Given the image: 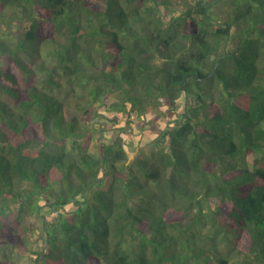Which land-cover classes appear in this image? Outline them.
Returning a JSON list of instances; mask_svg holds the SVG:
<instances>
[{
	"label": "trees",
	"instance_id": "16d2710c",
	"mask_svg": "<svg viewBox=\"0 0 264 264\" xmlns=\"http://www.w3.org/2000/svg\"><path fill=\"white\" fill-rule=\"evenodd\" d=\"M194 1L0 0V264H264V0Z\"/></svg>",
	"mask_w": 264,
	"mask_h": 264
},
{
	"label": "rangeland",
	"instance_id": "374dc122",
	"mask_svg": "<svg viewBox=\"0 0 264 264\" xmlns=\"http://www.w3.org/2000/svg\"><path fill=\"white\" fill-rule=\"evenodd\" d=\"M173 5L180 8V6L183 8L182 3L187 0H172ZM190 2H195L194 0H189ZM209 1V0H208ZM214 4H218L219 7L216 8V10L219 13L218 20L225 19L227 15L225 14V11L228 9L227 6L225 7V2H221L220 0L215 1ZM180 5V6H179ZM181 9L178 10L177 13H180ZM221 17V19H220ZM16 24H13V30H20V25H17L18 22H15ZM1 33L5 32V29L3 27V24H0ZM16 35H14L13 38H15ZM1 60V57H0ZM1 64V61H0ZM13 71L21 75V71L17 66L14 65V63L11 65ZM112 100H114V96H111L110 98L106 99V105L110 103ZM184 104H188L184 101L180 103V108L183 107ZM136 112V111H133ZM136 114V113H135ZM118 116L119 118L115 120L114 116ZM131 115V113H130ZM130 119L132 121L131 124H133V132L134 137H132L131 133H129V130L125 129V125H130V122L127 121V119ZM147 119V118H146ZM88 125L94 129V132H99L103 127L105 126L106 131L105 132H113L114 135L112 139L113 141L117 142L119 145H125L126 148L129 150V160L132 161L135 159L136 154L138 155L139 150L138 148L140 146L146 145V143H150V145H153L156 141L161 140L164 143H167L169 141L168 136V130H164L163 133L159 134L157 137V134L160 132V129L162 130L163 126L160 127H152L146 126L142 129L141 126L137 125L135 123V120L132 119L130 116L128 117L127 113H120L114 110H108L105 106L99 108V113L90 121L88 122ZM154 128V129H153ZM157 128V129H156ZM155 138V140H154ZM140 140V141H139ZM139 141V142H138ZM90 149L94 152H97L98 146L95 142H92L90 144ZM48 214V213H47ZM47 220H52L51 215H47ZM54 219V218H53ZM32 224L31 228L27 234V237L29 239V247L33 250H29L27 252L20 251L16 248L12 250L11 258L18 264H32L34 261V258L36 257V254L34 251L41 247V245L44 243V232L42 229L43 223L42 219L38 216H33L31 218Z\"/></svg>",
	"mask_w": 264,
	"mask_h": 264
},
{
	"label": "clouds",
	"instance_id": "9594fccd",
	"mask_svg": "<svg viewBox=\"0 0 264 264\" xmlns=\"http://www.w3.org/2000/svg\"><path fill=\"white\" fill-rule=\"evenodd\" d=\"M132 113H136V115H138L139 116V114L137 113V112H132ZM132 113H131V115H132ZM131 115H130V117H131ZM141 117L142 118H145V115L144 114H141ZM132 118V117H131ZM138 118V117H137ZM134 120H136V119H134Z\"/></svg>",
	"mask_w": 264,
	"mask_h": 264
},
{
	"label": "built area",
	"instance_id": "2783aa9c",
	"mask_svg": "<svg viewBox=\"0 0 264 264\" xmlns=\"http://www.w3.org/2000/svg\"><path fill=\"white\" fill-rule=\"evenodd\" d=\"M131 117L132 119H137L138 115H136L135 113H132Z\"/></svg>",
	"mask_w": 264,
	"mask_h": 264
},
{
	"label": "water",
	"instance_id": "95a60500",
	"mask_svg": "<svg viewBox=\"0 0 264 264\" xmlns=\"http://www.w3.org/2000/svg\"><path fill=\"white\" fill-rule=\"evenodd\" d=\"M219 61H220V60H219ZM186 80H187V77L184 78V83L186 82Z\"/></svg>",
	"mask_w": 264,
	"mask_h": 264
}]
</instances>
